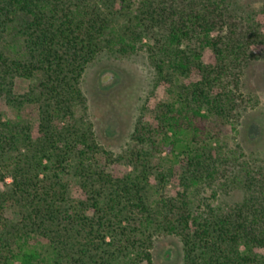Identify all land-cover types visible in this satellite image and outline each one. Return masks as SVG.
Listing matches in <instances>:
<instances>
[{"label":"trees","instance_id":"trees-1","mask_svg":"<svg viewBox=\"0 0 264 264\" xmlns=\"http://www.w3.org/2000/svg\"><path fill=\"white\" fill-rule=\"evenodd\" d=\"M144 38L165 98L114 156L85 117L80 77L102 49L134 53ZM261 48L264 2L0 0V97L12 111L0 112V264H154L160 233L179 237L183 264H264V172L227 141ZM220 178L241 197L220 200V185L201 197Z\"/></svg>","mask_w":264,"mask_h":264},{"label":"rangeland","instance_id":"rangeland-1","mask_svg":"<svg viewBox=\"0 0 264 264\" xmlns=\"http://www.w3.org/2000/svg\"><path fill=\"white\" fill-rule=\"evenodd\" d=\"M250 1L255 7L264 2ZM242 2L246 4L248 0ZM144 44L153 45V40L144 38L140 49L134 53L121 54L115 50L102 49L86 65L80 77L85 117L91 122L98 144L114 156L127 148L135 122L144 109L146 116L152 121L154 105L165 98L163 86L157 81L156 67L150 51ZM207 54L208 52L204 55L206 62L209 60ZM15 81L16 93H23L28 89V80L17 78ZM241 90L247 97H252V102L239 115L237 131L227 141L234 149L241 166L253 168L255 172H264V48L260 49V56L251 60L246 67L241 79ZM80 110L82 109L78 108L76 113L78 116L81 114ZM36 111V108L31 111L34 133ZM0 112L5 116H12L4 96L0 97ZM112 168L115 174L124 172V166L119 163L112 164ZM229 181L230 179L227 183ZM10 182L11 177H6L5 183ZM222 183L223 178H220L213 186L205 187L200 192L201 197H211L212 190L222 186ZM176 185L175 182L169 184L167 192L174 193ZM224 189L223 185L218 198L226 203H233L241 197L242 192L233 186ZM76 191L77 188H72L73 193ZM151 252L154 264H183L182 243L176 235L156 234Z\"/></svg>","mask_w":264,"mask_h":264}]
</instances>
